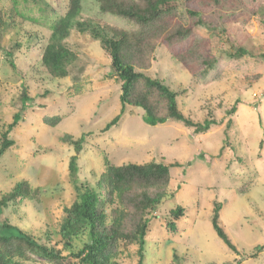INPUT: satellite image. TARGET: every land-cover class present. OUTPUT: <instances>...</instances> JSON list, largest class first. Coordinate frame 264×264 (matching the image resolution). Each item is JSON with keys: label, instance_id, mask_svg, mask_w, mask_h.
I'll list each match as a JSON object with an SVG mask.
<instances>
[{"label": "rangeland", "instance_id": "obj_1", "mask_svg": "<svg viewBox=\"0 0 264 264\" xmlns=\"http://www.w3.org/2000/svg\"><path fill=\"white\" fill-rule=\"evenodd\" d=\"M67 1L0 0V142L19 109L23 87L30 98L7 134L13 145L0 156V200L22 181L42 189L39 200L10 202L0 209V221L62 248L58 230L63 208L76 199L68 169L72 155H77V184L93 188L106 163L160 162L173 165L166 193L174 195L147 215L143 264H169L176 258L177 264H264V247L256 249L264 245V0H224L203 13L205 25L195 28L192 39L207 38L217 59L205 76L196 67L190 73L164 43L153 53L146 73L178 92L182 113L194 121L213 117L220 122L203 133L172 119L149 125L143 110L129 105L120 113V85L110 58L88 31L71 29L65 43L77 60L69 76L50 77L40 62L41 44L50 36L51 24L65 13ZM79 19L131 28L123 19L102 13L97 0L82 2ZM185 21L193 18L185 15ZM192 39L175 49H185ZM239 47L247 54L235 57ZM9 49L11 58L4 53ZM233 105L236 111L229 114ZM118 114L117 124L104 131ZM52 116L61 117L54 127L43 122ZM67 135L83 137L79 153L64 141ZM215 202L222 204L220 224L239 254L211 226ZM177 206L184 214L174 220L170 210ZM85 239H75L74 250ZM119 249L117 264L137 263L136 244ZM24 264L51 263L34 256Z\"/></svg>", "mask_w": 264, "mask_h": 264}, {"label": "trees", "instance_id": "obj_2", "mask_svg": "<svg viewBox=\"0 0 264 264\" xmlns=\"http://www.w3.org/2000/svg\"><path fill=\"white\" fill-rule=\"evenodd\" d=\"M83 1H67L65 13L51 24L50 36L41 44L40 62L50 77L64 78L70 75L77 56L68 48L65 40L71 29L77 27L80 31H88L93 39L99 40L101 48L109 56L115 79L120 85V113L126 105L137 107L143 110V118L149 125L172 119L191 127L194 133L207 132L211 126L220 124L213 117L199 122L183 114L177 106L178 92L164 81L151 77L146 71L151 67L157 45L164 43L173 57L185 65L190 73L194 74L198 68L201 70L200 74L205 76L217 59L208 50L207 38H192L195 28L205 25L203 13L222 5L224 0H97L102 13L123 19L131 28L80 20ZM185 15L193 18V22H186ZM190 38L191 43L185 49H175ZM14 45L19 47V42ZM4 53L11 58V49ZM234 54L235 57H240L247 54V51L239 47ZM9 64L13 69L16 68L11 59ZM29 100L23 87L19 109L1 135L0 156L13 145L7 134L21 120ZM235 105L228 110L229 114L236 111ZM119 117L120 114L114 116L104 126V131L116 125ZM60 121V116L43 118V122L51 127ZM230 123L231 120L228 119L226 127ZM64 141L73 145L76 153L80 152L84 142L82 136L73 140L69 135L64 137ZM76 160L75 154L68 162L76 199L70 206L63 208L64 217L58 230L62 248L39 242L33 235L3 220L0 221V264H24L34 256L51 264H117L115 258L119 255L121 244H136V264H143L149 224L147 215L156 210L163 198L174 195L173 192L166 193L171 179L169 169L173 165L153 161L122 165L106 163L104 172L96 182V188H93L77 184ZM41 192V188H32L25 181L19 182L1 198L0 209L10 202L39 200ZM221 209L222 204H213L211 226L228 249L239 254V249L220 224ZM183 214L184 209L180 206L170 210L174 220ZM169 227L175 230V222H170ZM80 236H85L86 239L80 248L74 250L73 241ZM263 247L264 245L256 246V249ZM65 250L68 252L64 254ZM176 260L169 264H177Z\"/></svg>", "mask_w": 264, "mask_h": 264}]
</instances>
